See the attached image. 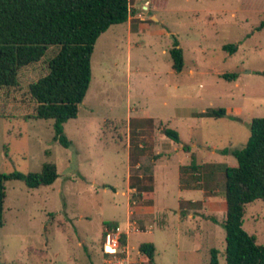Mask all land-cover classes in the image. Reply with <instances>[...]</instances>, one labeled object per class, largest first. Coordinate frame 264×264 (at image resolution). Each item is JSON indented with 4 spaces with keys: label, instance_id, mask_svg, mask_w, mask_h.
Listing matches in <instances>:
<instances>
[{
    "label": "rangeland",
    "instance_id": "rangeland-1",
    "mask_svg": "<svg viewBox=\"0 0 264 264\" xmlns=\"http://www.w3.org/2000/svg\"><path fill=\"white\" fill-rule=\"evenodd\" d=\"M129 10L94 44L89 86L63 124L68 147L53 139L52 119L32 118L28 90L56 47L0 88V172L50 162L58 173L35 188L5 183L0 264H101L110 220L119 230L132 223V252L154 244L152 264H208L211 248L225 264L224 168L235 159L219 150L242 147L250 120L264 117V0H129ZM227 43L236 51L222 50ZM220 107L226 115L204 114ZM242 225L264 245V200L245 205Z\"/></svg>",
    "mask_w": 264,
    "mask_h": 264
},
{
    "label": "trees",
    "instance_id": "trees-1",
    "mask_svg": "<svg viewBox=\"0 0 264 264\" xmlns=\"http://www.w3.org/2000/svg\"><path fill=\"white\" fill-rule=\"evenodd\" d=\"M130 14L129 0H0V88L14 87L19 70L39 61L49 47L57 50L48 61V72L28 86L34 101L32 118L52 119L53 139L68 147L70 140L63 124L75 118L91 79V54L97 38L113 24L124 23ZM264 26V20L259 27ZM222 50L236 51V45L223 44ZM171 68L183 69V52L175 37L169 48ZM234 80L236 72L222 73ZM205 115L215 118L225 114L224 108L209 109ZM249 136L242 147L220 149L231 154L235 165L224 168L225 264H264V245L243 228L245 205L255 199L264 200V117L249 122ZM162 133L179 142L177 131L163 127ZM188 150V145H183ZM58 177L54 163L45 162L38 171L0 172V227L3 225L5 183L20 180L35 188L52 184ZM215 221L214 218H211ZM101 247L109 232L119 228L116 220L104 221ZM120 244L127 243L121 233ZM138 250L152 262L155 246L142 242ZM218 251L210 249L208 264H218Z\"/></svg>",
    "mask_w": 264,
    "mask_h": 264
},
{
    "label": "built area",
    "instance_id": "built-area-1",
    "mask_svg": "<svg viewBox=\"0 0 264 264\" xmlns=\"http://www.w3.org/2000/svg\"><path fill=\"white\" fill-rule=\"evenodd\" d=\"M132 223L127 222V228L114 232H109L106 236L105 243L101 247V264H152L149 258L138 249L131 251L128 243L120 244V235L129 232V226Z\"/></svg>",
    "mask_w": 264,
    "mask_h": 264
}]
</instances>
